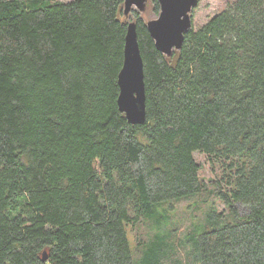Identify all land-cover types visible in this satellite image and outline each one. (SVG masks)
I'll return each mask as SVG.
<instances>
[{"label":"trees","instance_id":"1","mask_svg":"<svg viewBox=\"0 0 264 264\" xmlns=\"http://www.w3.org/2000/svg\"><path fill=\"white\" fill-rule=\"evenodd\" d=\"M124 9L0 0V264H264V0L229 3L171 56ZM131 21L144 124L118 105ZM195 152L220 167L227 213L175 243L172 203L207 189ZM144 219L159 230L133 247Z\"/></svg>","mask_w":264,"mask_h":264},{"label":"water","instance_id":"2","mask_svg":"<svg viewBox=\"0 0 264 264\" xmlns=\"http://www.w3.org/2000/svg\"><path fill=\"white\" fill-rule=\"evenodd\" d=\"M147 0H125L124 12L142 11ZM199 0H159L160 13L147 23L156 48L167 56L182 48L185 33L193 27L191 12ZM118 105L131 124H144L147 119L144 60L138 41L137 24L129 22L123 67L118 76ZM43 260H46L44 255Z\"/></svg>","mask_w":264,"mask_h":264},{"label":"rangeland","instance_id":"3","mask_svg":"<svg viewBox=\"0 0 264 264\" xmlns=\"http://www.w3.org/2000/svg\"><path fill=\"white\" fill-rule=\"evenodd\" d=\"M62 1L69 2L73 0ZM233 1L235 0H199L198 5L194 7L191 12L193 22L192 28H200L218 13L223 11L227 5ZM133 10L139 11L135 7ZM139 13L145 23L157 18L159 15L154 9L153 0H147L145 9L139 11ZM195 157L201 165L200 175L202 179L205 180L207 189L196 197L174 201V203H172V206L168 210V221L165 224L169 231L173 232L172 238L170 239H173L175 243H178L180 240L184 241L187 238V234L193 227V224H200L205 221L206 213L210 211L212 205H215L217 210L222 212V214L227 213L223 204L215 197L211 186L221 176L222 171L220 167L216 164H212L209 161L208 155L205 153L195 152ZM237 208L242 215L248 212L247 208L240 203L237 204ZM152 225H154L152 222L144 219L136 224V226H130L128 228L133 247L137 245V242H145L159 230L155 228L156 225L154 228ZM209 226L210 222H207L201 230L203 231ZM134 249L136 250V248ZM178 251L183 252L184 249H178Z\"/></svg>","mask_w":264,"mask_h":264}]
</instances>
